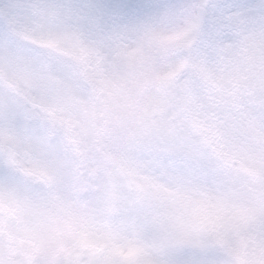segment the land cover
Returning a JSON list of instances; mask_svg holds the SVG:
<instances>
[{"label":"clouds","instance_id":"9594fccd","mask_svg":"<svg viewBox=\"0 0 264 264\" xmlns=\"http://www.w3.org/2000/svg\"><path fill=\"white\" fill-rule=\"evenodd\" d=\"M234 9L244 31L254 27V5L224 0H162L119 19L135 15L182 58ZM0 13V264H264L248 242L264 252V110L223 140L192 128L183 155L152 166L118 148L86 155L60 109L93 42L95 8L0 0Z\"/></svg>","mask_w":264,"mask_h":264},{"label":"rangeland","instance_id":"374dc122","mask_svg":"<svg viewBox=\"0 0 264 264\" xmlns=\"http://www.w3.org/2000/svg\"><path fill=\"white\" fill-rule=\"evenodd\" d=\"M160 1L131 0L123 6L126 2L123 0H77L86 7L99 5L93 17L86 21L94 33L92 44L84 52L90 56L86 63L88 76L96 83L101 94L91 102L86 88L76 83L66 93L60 111L65 126L85 144L86 155L88 152L110 155L109 148L112 147L136 155L152 166L155 164L151 160L153 156L159 159L183 155L191 143L189 131L196 128L194 124L178 117L173 125L169 122L171 117L176 116L181 83L161 87L156 83L177 68L179 63L182 64L183 59L171 56L170 60L160 63L169 49L159 42V31L142 24L135 15L125 19L131 20L128 30H112L111 36L109 31L106 34L103 32L105 25H113L123 12L133 13L138 7ZM12 2L23 9L38 5L43 0ZM139 2L145 4L140 5ZM224 2L230 5H254L257 15L253 21L254 27L248 31H244L248 21L241 15L233 14L235 9L218 17L206 31L201 48L194 56L195 79L187 105L196 109L194 113L198 114L200 125L210 126V132L217 140L224 139L230 130L254 128L258 114L264 110V21L259 14L262 0ZM120 3L121 9L118 6L102 9V4L115 6ZM240 11L246 9L241 8ZM18 19L15 18V23ZM131 32L140 33L130 47L136 49L137 53H131L127 48L125 39ZM100 34L110 36L109 40L104 37L103 42ZM142 37L147 45L144 43L141 49L138 43L143 41ZM97 57L100 60H96ZM150 62H156V66L149 72L135 69ZM104 89L109 92L108 95L104 96ZM241 171L238 170L232 180H242L244 175ZM204 178L210 181L222 179L212 175ZM173 179L176 183H182L184 177L178 174ZM249 242L257 245L258 257L264 256V252L259 250L258 238L255 241L249 238Z\"/></svg>","mask_w":264,"mask_h":264}]
</instances>
